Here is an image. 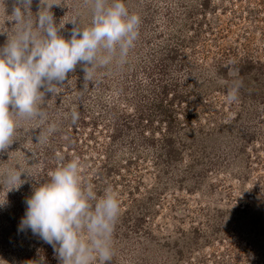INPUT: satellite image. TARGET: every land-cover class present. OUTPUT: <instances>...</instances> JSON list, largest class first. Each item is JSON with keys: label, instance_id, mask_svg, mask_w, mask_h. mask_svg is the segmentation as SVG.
<instances>
[{"label": "rangeland", "instance_id": "obj_1", "mask_svg": "<svg viewBox=\"0 0 264 264\" xmlns=\"http://www.w3.org/2000/svg\"><path fill=\"white\" fill-rule=\"evenodd\" d=\"M44 2L65 38L73 21L91 23V0ZM125 3L140 24L124 61L90 80L78 64L39 102L46 119L19 120L0 151V176L26 172L18 189L0 185V264H59L18 226L33 187L73 157L85 184L120 201L109 264H264V0ZM14 6L0 0V46L17 28Z\"/></svg>", "mask_w": 264, "mask_h": 264}, {"label": "clouds", "instance_id": "obj_2", "mask_svg": "<svg viewBox=\"0 0 264 264\" xmlns=\"http://www.w3.org/2000/svg\"><path fill=\"white\" fill-rule=\"evenodd\" d=\"M31 3L15 0L11 21L17 28L0 46V151L14 142L19 120L46 119L39 102L46 93L54 94L78 64L83 66L85 80H90L91 70L98 65L117 57L123 62L138 37L140 17L129 12L125 0H91L90 25L81 28L73 21L76 26L69 38L55 21L51 9L56 4L40 0L33 22ZM237 91L235 86L228 90V102L238 99ZM78 119L79 113L72 111V123ZM55 127L50 124L48 131ZM41 139L47 136L42 133L38 142ZM81 168L79 157H73L33 187L18 229H30L50 244L59 264H109L120 201L111 187L98 195L91 183L82 181ZM24 173L19 167L9 168L0 176V185L9 191L18 189L25 183Z\"/></svg>", "mask_w": 264, "mask_h": 264}]
</instances>
